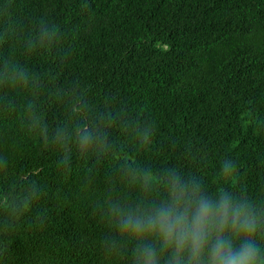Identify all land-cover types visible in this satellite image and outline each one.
Returning a JSON list of instances; mask_svg holds the SVG:
<instances>
[{
	"label": "trees",
	"instance_id": "obj_1",
	"mask_svg": "<svg viewBox=\"0 0 264 264\" xmlns=\"http://www.w3.org/2000/svg\"><path fill=\"white\" fill-rule=\"evenodd\" d=\"M171 173L247 202L264 252V0H0V264H167L110 209Z\"/></svg>",
	"mask_w": 264,
	"mask_h": 264
},
{
	"label": "clouds",
	"instance_id": "obj_2",
	"mask_svg": "<svg viewBox=\"0 0 264 264\" xmlns=\"http://www.w3.org/2000/svg\"><path fill=\"white\" fill-rule=\"evenodd\" d=\"M51 41L55 29H42ZM19 80H26L20 73ZM57 139L66 140L62 131ZM103 143L97 133L82 128L77 133L81 151ZM226 162L222 171L230 174ZM168 200L151 208H121L113 205L110 215L122 234L136 239L154 237L160 252L167 253V264H264V252L255 237L262 221L245 201H236L228 192L219 191L218 199L204 194L196 181H185L171 173L167 177ZM157 248L145 243L137 250V264H159Z\"/></svg>",
	"mask_w": 264,
	"mask_h": 264
}]
</instances>
